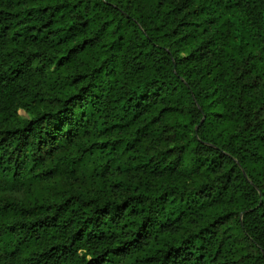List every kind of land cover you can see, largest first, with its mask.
<instances>
[{
  "label": "trees",
  "instance_id": "1",
  "mask_svg": "<svg viewBox=\"0 0 264 264\" xmlns=\"http://www.w3.org/2000/svg\"><path fill=\"white\" fill-rule=\"evenodd\" d=\"M0 264H264V0H0Z\"/></svg>",
  "mask_w": 264,
  "mask_h": 264
},
{
  "label": "rangeland",
  "instance_id": "2",
  "mask_svg": "<svg viewBox=\"0 0 264 264\" xmlns=\"http://www.w3.org/2000/svg\"><path fill=\"white\" fill-rule=\"evenodd\" d=\"M20 113L23 117H28V115L23 110H21Z\"/></svg>",
  "mask_w": 264,
  "mask_h": 264
}]
</instances>
